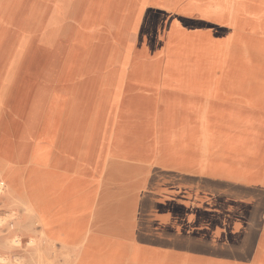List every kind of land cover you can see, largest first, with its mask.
I'll use <instances>...</instances> for the list:
<instances>
[{
  "label": "bare ground",
  "instance_id": "obj_1",
  "mask_svg": "<svg viewBox=\"0 0 264 264\" xmlns=\"http://www.w3.org/2000/svg\"><path fill=\"white\" fill-rule=\"evenodd\" d=\"M67 3L52 2L50 32L51 20L64 15ZM180 5L181 13L174 14ZM76 15L79 22L67 47L53 52L43 38L12 86L13 62L1 78L0 109L4 96L8 99L0 116V199L19 205L29 229L46 228L42 239L68 251L77 264H125L128 253L89 245L98 198L94 179L60 167L62 154L81 146V163L94 150L79 138L86 119L106 117L122 88L131 93L127 106L134 113L148 109L156 115L151 118L158 126L153 148L160 146L163 160L189 170L207 154L219 189L234 181L255 184L238 185L235 194L205 196L209 210L200 207L189 220L180 215L177 228L185 234L175 242H190L187 250L198 259L264 264V249L256 252L264 236L255 229L264 212V0H82ZM198 17L200 24L193 21ZM96 24L107 28L93 49ZM134 37L137 57L126 73L124 54ZM3 41L4 36L0 56L9 49ZM116 47L122 60L114 66L106 54ZM83 76L89 78L79 81ZM41 78L48 86L40 85ZM175 138L187 155L173 150ZM15 161L27 164L18 169ZM241 195L255 198L237 201ZM38 242L30 240L37 251Z\"/></svg>",
  "mask_w": 264,
  "mask_h": 264
},
{
  "label": "rangeland",
  "instance_id": "obj_2",
  "mask_svg": "<svg viewBox=\"0 0 264 264\" xmlns=\"http://www.w3.org/2000/svg\"><path fill=\"white\" fill-rule=\"evenodd\" d=\"M53 1L0 0V37L4 36L2 44L9 48L0 56V82L13 62L9 78V85L12 86L31 50L41 45V39H49L53 52L71 43L67 38L72 36L70 33L79 22L76 11L82 0H68L64 15L51 20L52 33L47 26L52 17L50 12L53 9ZM182 7L180 5L175 8L174 14H180ZM169 12L170 10L166 13ZM146 15L147 13L143 12L142 18ZM193 21L200 24L203 19L198 17ZM95 27L91 38L92 43H95L93 49L100 43L99 39L107 28L102 24H96ZM109 38L113 40V35L110 34ZM135 38L131 44V51L124 54L125 57L127 53L126 59L129 61L126 73L132 66L133 59L137 57L134 54ZM107 52L106 60L111 59L114 66L119 65L122 60V49L116 47ZM127 75L125 74V77ZM42 80L40 85L48 86L47 82L44 83ZM126 81L123 80L122 87ZM118 95L116 103H112L115 107L106 117L99 115L96 120L92 116L91 119L90 116L86 119L85 129L79 138L81 141L85 139L87 145L91 143L94 150L86 155L81 163L79 162L81 146L77 149L79 151L73 153L68 151L62 154L65 163L63 164L62 160L60 167L73 176L94 179L97 184L98 198L90 217L92 226L90 247L127 254L133 248H143L145 242H150L154 238L161 237L173 242L180 239L185 234L180 233L177 228L180 215L186 213L189 220L200 207L207 208L209 199H204L203 196L235 194V187L243 186L246 182L234 181L231 185L219 189L215 184L206 183L209 172L188 174L164 165L157 154L160 146H157L156 153L153 150L158 126L152 125L151 118L156 115L148 114L147 109L134 113L132 108L127 106L131 93L125 89L121 88ZM7 99L8 96H4L0 116L7 106ZM90 122L92 126L86 134V127ZM174 144L176 147L172 148L178 150V155L185 154V149H179L180 142L177 138ZM26 164L27 162L15 161L13 167L20 169ZM201 164L204 170V164L210 163L204 159ZM261 184L264 186V181ZM246 185L255 186L254 183ZM252 198L255 196L241 195L236 200L246 201ZM20 200L22 204L26 203L22 198ZM25 220L26 213L19 205L12 204L8 197L0 199V258H8L5 262L0 261V264H77V259L68 251L62 247H52L42 239V234L48 236L49 231L46 228L36 227L37 231L29 229ZM258 229L260 236H264V212L262 224ZM16 230L21 231L15 234ZM32 238L39 240V251L30 244ZM13 239H21L23 242L14 245ZM39 255L41 259L38 258ZM127 259L125 264H160L157 258H148L137 250L128 253ZM165 264H175L174 257L167 258Z\"/></svg>",
  "mask_w": 264,
  "mask_h": 264
},
{
  "label": "crops",
  "instance_id": "obj_3",
  "mask_svg": "<svg viewBox=\"0 0 264 264\" xmlns=\"http://www.w3.org/2000/svg\"><path fill=\"white\" fill-rule=\"evenodd\" d=\"M4 54L5 53H2V55H4ZM52 66H54V65H52ZM55 67H56V65H55ZM52 70L55 71V68H52ZM20 71H22V68H20ZM88 78H89V76H83V77H81L79 79V81L84 82ZM42 82L45 83L46 79H43ZM148 114H150V112ZM82 150H84V149H81L80 151L82 152ZM153 150L155 151L154 148H153ZM174 151H176V148H175ZM184 151H185L184 152L185 154H183V155H187L186 153H187L188 150L185 149ZM176 152H177V155H178V150ZM155 153H156V151H155ZM157 154H159L160 159L164 163V165L170 166L171 168H174L175 170H178L179 172L188 173V174H204V173L209 172V177L206 179V182L210 181V183L215 184V185L220 180V179L215 178L214 175H213L214 172L211 169V168H213L212 167V163H211L212 159H209V158H211L210 155H208V156H206L207 154L203 155L201 157L203 159L200 160V162L197 163L194 166V168L188 170V169H184V167H182L179 164H176V163L172 164V163H170V162H168L166 160H163L161 158L160 153H157ZM179 156H182V154L179 155ZM85 158H86V154H84L83 160ZM204 159H207L210 164H204L205 169L203 170V166H202L201 162ZM219 196H221V195H219ZM203 197H204V199H207V198L213 199L216 196L207 197V198L205 196H203ZM209 202H207V206H206L207 208H204L203 210H206V211L209 210L208 209L209 208ZM255 229L257 231L259 230L258 227H256ZM152 241L145 242L144 245L142 246L143 248H141V249L133 248L131 251L137 250L140 253L145 254L148 258H151V257L157 258L160 261V264H165L166 263V259L170 258V257H174L175 264H257V261L255 259H252V260H249V261H245V262H243V261L238 262V261H236L234 259H230V258L213 259V258H211L209 256H204V257L198 259V258L195 257L196 255L193 252H190L189 250H187L191 246L190 242L167 241V240L162 239L161 237L154 238ZM263 249H264V244L257 243L256 252L260 253V252H262Z\"/></svg>",
  "mask_w": 264,
  "mask_h": 264
}]
</instances>
